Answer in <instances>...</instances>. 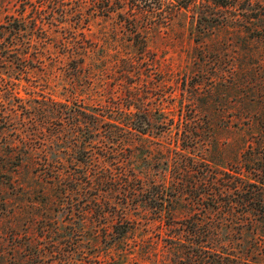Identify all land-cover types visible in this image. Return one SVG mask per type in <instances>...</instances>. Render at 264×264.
I'll return each mask as SVG.
<instances>
[{
  "label": "rangeland",
  "instance_id": "1",
  "mask_svg": "<svg viewBox=\"0 0 264 264\" xmlns=\"http://www.w3.org/2000/svg\"><path fill=\"white\" fill-rule=\"evenodd\" d=\"M32 1L45 9L42 15L52 9ZM19 2L0 0V24ZM66 2L67 19L59 24L64 27L46 25L50 36L40 44V59L26 60L27 73L15 71L0 50V264H19L26 255L12 249L11 229L37 236L45 264H264V215H242L239 208L214 214L218 227L209 240L191 231L189 196L180 198L172 221L147 208L144 195L128 192L139 186L133 177L143 189L172 179V164L165 163L175 156L169 149L182 152L179 160L191 156L210 173L234 169L238 161L245 168L243 157L254 151L264 161V0H231L224 6L203 0ZM132 25L146 41L144 50L133 42ZM65 27L83 31L80 41L92 47L79 72L73 70L75 56L62 47ZM76 107L104 114L103 121L122 129L136 124L140 114L150 124L144 134L132 129L105 139V154L95 151L100 172L110 179L104 198L116 207L106 216L116 222L120 209L130 220L131 229L120 239L112 237L113 227L104 231L95 209L84 215L80 185L72 199L70 194L51 203L63 186L35 180L33 159L18 166L19 157L9 156L38 155L44 148L54 168L65 174L84 171L86 164L77 161L81 154L64 134L70 127L68 108ZM184 130L194 143H182ZM245 170L244 176L254 178ZM120 173L127 186L119 185L125 179H114ZM27 178L33 187L23 192L18 182ZM29 215L50 225L43 236L26 225Z\"/></svg>",
  "mask_w": 264,
  "mask_h": 264
},
{
  "label": "trees",
  "instance_id": "2",
  "mask_svg": "<svg viewBox=\"0 0 264 264\" xmlns=\"http://www.w3.org/2000/svg\"><path fill=\"white\" fill-rule=\"evenodd\" d=\"M203 1H212L224 6L231 0ZM247 1L252 2V0ZM37 2L38 6L40 4L42 6L46 5V7H52V9L48 10L46 16L41 13L45 9L39 10L32 0H21L17 6L14 4L15 13L8 14V18L5 22L0 24V43L2 44L0 50L5 53L2 57L8 65H14L15 68L13 69L17 72L20 71V73H27L29 66L26 60H28V57L30 58L32 55L34 59H40L38 54H40L41 49H44L40 48V46L45 44L50 36L48 33L49 27L46 25H59L60 23H64L67 19L68 9L64 8L67 3L66 0H38ZM30 5L31 8L28 12L25 9ZM54 9L60 10L57 13ZM106 12H108V10H106ZM77 14L78 12L76 11L75 15ZM48 15V22L45 23V17H48ZM59 26L61 29L64 27L62 25ZM131 27L133 29L132 34L136 35L133 36V42L136 41V43H139V46L144 50L146 42L144 37L140 36V32L137 30L136 26L132 25ZM64 30L67 32H64V36L61 38L62 47L64 51L75 56V58H71V60L75 62L73 70L79 72L82 68L80 63L85 60L92 47L87 48L84 43L80 41V39L83 40L85 38L83 31L75 32L67 27H65ZM79 36L80 38H78ZM71 42H73V45H70ZM37 43L39 47H36ZM10 55H12V58H9ZM68 111L70 127L68 130H65L64 134H67L66 140L72 143L73 147L77 149V153L81 154V156L78 155L77 161L79 160L83 164H86V169L84 171L82 169L80 172V170H76L77 168H73L72 172H67V174H65L59 168H54V163L50 160L48 152L44 148H41L38 155H32L27 151L26 155L11 153L9 156L10 158L13 156L19 157L17 162L18 166H20L26 158L28 160L33 159L34 168L32 172L36 176L35 180L50 183L52 186L54 183L58 182L59 185L61 184L63 186V188L60 187L53 195L51 203L60 202L63 196L70 194L72 199L74 194H77L79 191L78 186L80 185L84 189V195L82 196L85 199L84 208H82L84 215L88 217L95 209L94 214L96 213V217L99 215L103 220L101 223L104 231L106 227L108 229L113 227L116 229V233L112 235V237L116 235V239H120L131 229L129 225L130 220L124 218V212L120 211V209H117L119 216L116 222L110 221L106 216L107 213L111 214L113 211L116 212V207L111 206L108 200L104 198L103 194L107 191V185L110 183V179L105 177L103 171L100 172L101 157L97 156L95 151L100 150L101 152L99 153L105 154V150L103 149H105V146L109 147V144L106 145L105 139L111 141L116 136L131 133L130 130L132 129L144 134L148 130L150 124L148 120H145L144 116L140 114L143 118L140 117L136 124L132 123L131 126L125 124L128 130L119 128L116 124H113V122L103 121L102 117H104V114L89 112L83 107L68 108ZM128 114H130V112H128ZM28 118L32 122L35 120L34 114H30ZM133 125H135V128H133ZM116 127L120 129L119 133L116 131ZM181 135L183 137L182 143L185 141L191 144L195 142L185 130L182 131ZM78 137H80L81 141H78ZM39 143L43 145V142L40 141ZM174 145L176 148H178L177 145L181 146L178 141H176ZM180 149L182 148L180 147ZM253 149L254 148L251 150ZM174 150L176 151L174 152ZM251 150H248V152ZM19 151H24V148L19 149ZM168 151L175 155L165 160L166 164H172V179L169 182L165 180L158 183L151 182L148 189H143L140 179L133 177L132 180L137 181L139 186L128 191L129 193L135 191L132 195H135V193L144 195V199L141 200L143 201L142 203L147 208L151 209L156 216L160 217L162 214H166L168 218L173 221L179 213L177 206L182 201L180 198L184 195L189 196L186 204L189 206V219L193 221L191 231L197 237L205 236L206 239L209 238L210 240L211 236L215 233V228L218 227L213 219L214 214H232L235 209L239 208V212L242 215L250 213L260 216L264 215V161L256 157L255 151L253 154H246L243 157L245 168L248 169V173L254 176V178L251 179L244 176L246 170L240 161L237 162L238 165L234 169L227 168V170H217L210 173V170H208L205 165L192 162L191 156H188V158L186 154H182L184 158L179 160L178 156L182 152H178L175 148L169 149ZM58 162L60 163V161ZM92 166H96L98 170H93ZM255 167H259V170H256L257 168ZM114 179L117 181L125 179L120 182V187L128 185V180L123 176V173H120ZM32 180L33 179L27 178L26 180L18 182V186L22 189L21 191L26 192L25 189L33 187L34 180ZM67 184L69 187L65 190L64 187ZM90 188H94L96 191L91 196L88 192ZM99 192L104 193L99 194ZM118 193L120 194V192ZM95 195L99 196V200L94 198ZM92 204L94 205L93 207ZM95 206L97 210L94 208ZM36 219L39 220V218L29 215L25 220L26 225L38 228L41 237L44 235L45 229L48 230L50 225H40V222L37 223L38 220ZM106 222L107 224L105 225ZM11 232H13L12 235H10L12 249L14 251H26V255L19 264H45V256H43L41 252V243L36 235L28 233L20 234L15 229H11ZM207 233L209 234L206 236ZM208 245H210L208 246L209 248L217 252L216 249L212 247L213 245L210 243ZM220 247H222V245H220ZM40 253H42V255Z\"/></svg>",
  "mask_w": 264,
  "mask_h": 264
}]
</instances>
